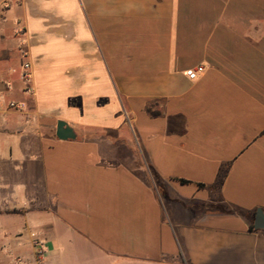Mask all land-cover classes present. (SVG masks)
<instances>
[{
  "label": "crops",
  "instance_id": "obj_1",
  "mask_svg": "<svg viewBox=\"0 0 264 264\" xmlns=\"http://www.w3.org/2000/svg\"><path fill=\"white\" fill-rule=\"evenodd\" d=\"M256 210L264 0L0 4V264H264Z\"/></svg>",
  "mask_w": 264,
  "mask_h": 264
},
{
  "label": "built area",
  "instance_id": "obj_2",
  "mask_svg": "<svg viewBox=\"0 0 264 264\" xmlns=\"http://www.w3.org/2000/svg\"><path fill=\"white\" fill-rule=\"evenodd\" d=\"M9 3H10V0H1L0 1V4L3 8L8 7ZM202 72H203V67L197 66L195 68L186 70L185 75L187 76V78L194 80ZM21 77L24 81H27L29 79L30 73H29V64L28 63H23V71H22ZM9 107L19 109L20 105L14 103V102H10ZM31 236L34 237V234H31ZM34 247H35L36 261L39 264H41L43 259H44V248H43L42 242L40 240H35Z\"/></svg>",
  "mask_w": 264,
  "mask_h": 264
},
{
  "label": "water",
  "instance_id": "obj_3",
  "mask_svg": "<svg viewBox=\"0 0 264 264\" xmlns=\"http://www.w3.org/2000/svg\"><path fill=\"white\" fill-rule=\"evenodd\" d=\"M55 136L60 140L73 139L74 133L66 123L58 121L56 124ZM253 228L255 230H264V213H262L261 210H256Z\"/></svg>",
  "mask_w": 264,
  "mask_h": 264
}]
</instances>
